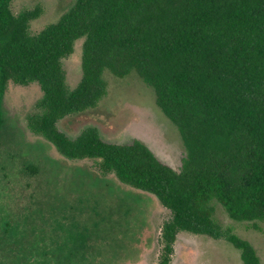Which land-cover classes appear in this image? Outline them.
I'll use <instances>...</instances> for the list:
<instances>
[{"label":"trees","instance_id":"trees-1","mask_svg":"<svg viewBox=\"0 0 264 264\" xmlns=\"http://www.w3.org/2000/svg\"><path fill=\"white\" fill-rule=\"evenodd\" d=\"M12 1L0 0V146L9 83H37L44 112L31 118L35 131L63 156L98 160L104 173L172 212L159 264H170L178 232L217 228L215 203L233 221L262 230L264 0H76L35 36L27 28L41 10L16 18ZM81 39L83 76L69 91L63 60ZM106 71L119 79L136 75L153 89L186 150L180 170L140 141L106 143L95 128L74 140L58 131L57 120L100 104ZM230 242L243 264H261L249 241Z\"/></svg>","mask_w":264,"mask_h":264},{"label":"rangeland","instance_id":"rangeland-1","mask_svg":"<svg viewBox=\"0 0 264 264\" xmlns=\"http://www.w3.org/2000/svg\"><path fill=\"white\" fill-rule=\"evenodd\" d=\"M76 0H13L12 15L41 10L27 33L39 34L60 20ZM85 39L63 60L69 91L82 80ZM107 95L100 104L56 122L76 139L95 128L106 143H144L166 165L180 170L186 150L177 127L156 104L152 88L136 75L104 74ZM37 84L9 83L3 104L5 127L0 146V264H159L163 226L172 212L152 194L106 174L98 160L63 156L31 118L43 114ZM34 125V124H33ZM29 168L33 174L26 170ZM35 173V174H34ZM212 233L180 231L170 264H243L230 238L249 241L264 264V224L255 230L233 221L215 203Z\"/></svg>","mask_w":264,"mask_h":264}]
</instances>
